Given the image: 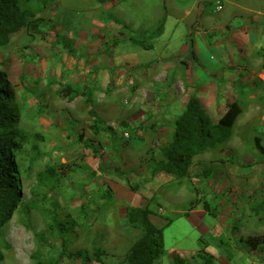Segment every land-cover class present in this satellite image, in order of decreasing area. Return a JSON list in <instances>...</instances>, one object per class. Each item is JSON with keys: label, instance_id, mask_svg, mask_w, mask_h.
<instances>
[{"label": "rangeland", "instance_id": "1", "mask_svg": "<svg viewBox=\"0 0 264 264\" xmlns=\"http://www.w3.org/2000/svg\"><path fill=\"white\" fill-rule=\"evenodd\" d=\"M111 1L103 9L97 0H56L41 15L44 23L39 33L31 35L21 31L6 47L0 48V76L17 108L14 132L23 135V142L9 143L13 148L9 163L13 170L11 182L19 197L0 223V231L5 229L0 235V264H36L32 259L34 254L59 259L63 251V246L58 245L61 242L66 243L61 264H84V256H75L78 251L95 262L94 244L102 240L99 233L92 232L105 217L113 222L115 215H119L115 206L128 204L127 197L121 194L123 190H129L131 200L136 196L138 204L146 205L151 216H160L171 223L170 231H165V255L175 251L185 264H220L219 259L228 264H256L245 240L241 241L240 232L244 227L256 230L264 224V205L255 213L251 209L264 204V156L253 144L257 137L264 145L263 100L236 101L244 110L235 122L231 138L216 149L194 157L187 177L179 179L159 173L148 181L142 173L146 175V168L151 164L149 150L161 147L168 133L159 131L157 125L154 131L150 130L152 111L163 114L160 102L153 98L161 97L162 89L172 90V84L163 85L164 73L157 67L155 74L159 75L154 86L133 83L101 89L95 74L90 77L85 73L89 61L96 57L86 52V46L96 43L95 33H98L88 31L94 27L88 18L93 14L102 15V19H108L112 31L115 23L119 24L113 16L139 21L147 13L154 14V7L162 9V5L160 0ZM121 28L128 34L127 27ZM121 28L114 36H118ZM104 34L109 39L103 40L108 45L103 47L110 51L112 35ZM130 42L135 44L140 40L132 38ZM143 57L149 58L151 54L144 53ZM60 85L92 88V107L86 106L83 98L70 101L58 95ZM195 86L187 82L178 84L174 102L177 103L179 95L191 94ZM111 93L115 95L110 97ZM103 98L105 103L117 106L113 117L116 131L110 136L91 129L93 120L89 112L95 110L99 116L102 106L97 104ZM200 100L214 121L223 114L224 102ZM178 103L170 109L171 113L163 114L164 124L171 123L174 113L183 109ZM120 122H124L123 128ZM123 132L128 134L127 139L122 136ZM131 147L146 148L145 157L137 165L140 162L148 165H135ZM49 168L61 176L55 187L51 186V178L41 177L38 184L39 174ZM167 196L176 197V201L171 202ZM204 202L216 218H222L218 219L217 228L199 237L187 222V214L185 217L175 214L191 211L200 203L203 209ZM229 209H234V214L226 212ZM51 213L57 214L60 220L67 216L73 218L74 228L63 235L55 230L52 233L47 218ZM117 218L118 221L120 218ZM192 218L195 220L197 215ZM174 234L180 235L182 242ZM38 235L41 240L37 239ZM191 248L198 252L188 256L186 251Z\"/></svg>", "mask_w": 264, "mask_h": 264}, {"label": "crops", "instance_id": "2", "mask_svg": "<svg viewBox=\"0 0 264 264\" xmlns=\"http://www.w3.org/2000/svg\"><path fill=\"white\" fill-rule=\"evenodd\" d=\"M160 1L162 9L160 6L159 8L158 6L154 7V14L147 13L145 18L142 17V20L139 21L131 18L125 21L123 17L113 16L114 20L118 19L119 24L115 23L112 31L109 30L108 19H102V15L93 16V14L89 16L88 20L94 22V27L88 31H98V33H95L97 36L96 43L89 44L92 47L86 46V52L96 57L95 60L89 61L85 73H89L90 77L95 74L101 89L107 85L116 87L117 85L133 83H145L154 86L156 75H159L155 74L158 67L164 73L162 76L163 85L167 83L171 86L172 84V90L162 89V96L157 99L153 98V100L160 102L159 108L163 107L162 113L165 115L172 112L170 109H174L178 101L181 103V105L178 103L181 108H184L187 98L193 94L199 99L212 100L216 103L224 102L223 111L230 103L245 102L247 98H252L249 101L253 99L263 100L264 103V0ZM216 1L222 2L223 8L220 12H215L214 3ZM111 2L101 4V7L103 9L108 7ZM123 14L129 18L127 12ZM142 23H145L143 27L140 26ZM121 27H127L128 34ZM118 28H121L123 32L121 31L118 36H114ZM106 32L112 35L113 46L110 51L103 47L106 45L103 40L109 39L105 37L104 33ZM132 38L144 42L143 44L147 48L143 49L137 43H131ZM144 53H150L151 57H143ZM147 64L148 66H146ZM194 80L195 83L192 82ZM184 82H187L191 87L193 84L196 86L192 88V93L186 97L179 95L176 103L174 102V95L177 92L176 86ZM113 93L110 94V97L115 95ZM97 105L102 106L99 117L106 122L107 126L116 131L114 125L117 123L113 121V117L117 106L110 102L105 103L104 98ZM241 110L243 113L242 107ZM175 113L173 120L178 114ZM163 114H158V112L155 114L152 111L150 130L154 131V125H157L159 131H168L167 128L173 120L169 124H164L162 118H165V115ZM159 121L161 123H158ZM146 125L145 123L144 127ZM145 149L131 147L129 150L134 156L136 166H144L141 162L137 165V162L143 156L145 157L144 154L147 151ZM142 175L148 181L153 178L147 171L146 175L145 173ZM135 178H138L137 175ZM141 179L142 177H140ZM128 191L123 190L121 194L126 196L129 202L125 206H115L119 215H115L113 222L109 217H105L102 224L92 232V234L99 233L100 235L102 243L98 241L94 247L102 251L101 259L105 264L122 263L128 250L141 235L126 223L127 209L133 206L145 209L148 207L144 204H138L136 196H132L133 199L131 200ZM165 198L171 202L176 201L174 196ZM234 211V209H229L226 212L234 214ZM184 214L188 215L186 220L192 231L199 237L217 228L220 225L218 219L222 218L221 216L211 218L201 209V203L191 211L180 212V214L175 215L185 217ZM195 214L197 218L194 220L192 217ZM117 216L120 218L118 221ZM149 219L156 229L162 231L163 254L155 264H174V257L177 253L173 251L171 254H164L165 231L171 227V223L162 220L160 216H151L150 214ZM98 228L101 231L97 230ZM174 235H176V240L179 243L182 242L183 238H180V235ZM240 235L241 241L250 236L264 235V224L256 230H248L244 227ZM186 252L188 256H193L198 251L196 248H191ZM250 254L256 258V264H262L264 261L263 256L254 255L251 251ZM218 261L220 264H228L226 260L219 259ZM89 264L98 263L90 262Z\"/></svg>", "mask_w": 264, "mask_h": 264}, {"label": "trees", "instance_id": "3", "mask_svg": "<svg viewBox=\"0 0 264 264\" xmlns=\"http://www.w3.org/2000/svg\"><path fill=\"white\" fill-rule=\"evenodd\" d=\"M56 0H0V48L6 47L13 36L18 35L21 31L28 34H37L41 31L44 19L41 15ZM111 0H97L98 3L104 4ZM52 29V28H50ZM136 44V43H135ZM137 45L143 49L147 46L142 42ZM58 95L68 98L70 101L80 97L84 99L86 106L92 107L94 92L92 88L60 85L57 90ZM17 108L14 103V97L10 93L8 86L4 83V78L0 76V223L5 216L15 207L18 202L19 195L15 192L10 167V151L9 143L23 142V135L15 133V115ZM242 110L238 102H232L226 106L223 114L216 121L208 114L201 100L196 95H189L187 102L182 111H180L171 125L168 126L167 137L163 145L158 149L149 150L150 166L146 171L152 176L156 174H165L175 178H185L189 174V168L193 158L209 151L216 149L220 145L226 143L232 136L233 127L237 118L241 115ZM92 117L91 129L94 133H107L109 136L114 133V129L107 126L105 122L97 115L95 110H90ZM119 126H125L124 122H120ZM82 140V134H79ZM255 149L264 156V145L260 139L254 138ZM147 163V162H146ZM144 163V164H146ZM148 165V163H147ZM264 178V166L262 168ZM53 168L47 169L44 173L39 174L38 184L42 178H51L52 187L59 183L60 177ZM260 206L251 207L253 212H257ZM203 210L209 214L211 218L216 217L212 210L210 211L208 203H203ZM53 213V212H52ZM49 214L48 228L59 231L62 235L68 230L74 228L75 221L73 218L60 220L57 214ZM150 211L148 208L129 207L126 214V223L130 228L136 229L141 235L133 243L128 250L124 261L121 264H155L163 254L162 231L156 229L149 219ZM69 223V225H68ZM5 229L0 231V235ZM53 233V232H52ZM41 240V235L37 236ZM264 242V235L250 236L245 239V244L252 249ZM63 251L59 253L57 258L51 256L42 257L40 254H34L32 259L36 264H61L60 259L63 258L65 242L58 243ZM51 253L50 249L47 252ZM102 251L96 249L94 252V260L98 264H105L101 259ZM76 257L84 256L83 263L91 261L89 256L78 251ZM2 257L0 256V261ZM174 264H185V260L178 255L174 257Z\"/></svg>", "mask_w": 264, "mask_h": 264}, {"label": "built area", "instance_id": "4", "mask_svg": "<svg viewBox=\"0 0 264 264\" xmlns=\"http://www.w3.org/2000/svg\"><path fill=\"white\" fill-rule=\"evenodd\" d=\"M223 8L222 2L221 1H216L214 3V9L215 12H220ZM122 136L127 139L128 138V134L126 132L122 133ZM250 251L256 255L259 254L260 256H263V260H264V242H261L256 249H250ZM262 264H264V261H262Z\"/></svg>", "mask_w": 264, "mask_h": 264}]
</instances>
